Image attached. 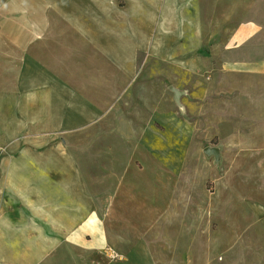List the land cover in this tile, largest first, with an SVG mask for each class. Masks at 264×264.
I'll return each instance as SVG.
<instances>
[{
    "label": "crops",
    "instance_id": "obj_1",
    "mask_svg": "<svg viewBox=\"0 0 264 264\" xmlns=\"http://www.w3.org/2000/svg\"><path fill=\"white\" fill-rule=\"evenodd\" d=\"M150 58L177 103L197 81L207 98L252 99L264 147V0H0V264H264L262 207L241 227L226 195L218 210L184 193L180 133L196 128L175 111L152 112L163 128L147 125L135 155L117 138L74 151L126 114Z\"/></svg>",
    "mask_w": 264,
    "mask_h": 264
},
{
    "label": "rangeland",
    "instance_id": "obj_2",
    "mask_svg": "<svg viewBox=\"0 0 264 264\" xmlns=\"http://www.w3.org/2000/svg\"><path fill=\"white\" fill-rule=\"evenodd\" d=\"M141 62L142 76L139 88L132 105L125 106L126 114L124 116L110 115L104 124L97 125L74 138L72 145L74 151H105L107 148L104 147V144L101 145L100 149L92 146L95 143L102 144L108 139L117 138L129 143L130 147L128 148L120 146L122 152L126 150L129 156L135 155L137 152L143 151L144 148L136 149L135 145H131L141 138L147 125L154 124L158 129L163 128L154 120L152 112L155 110H164L166 113L175 111L180 115L183 123L193 125L196 128L189 138H187L189 134L187 130L180 133L183 162L179 166L181 171L187 174L186 184L183 186L184 193L186 194L187 190H191V194L198 197L200 192L205 190L207 195L212 197L213 208H218V210H220L221 200L226 195L230 210L236 209L238 206L243 207L239 208L238 212L230 211L231 219H234L235 222L239 219L242 220L239 221L241 227L247 225L248 221L246 220L251 216V213L248 212L251 209L250 206L257 208L256 206L259 205L264 209V147L257 146L259 145L258 135L256 137L258 131L255 132L251 111L253 100L249 99L248 102H244L232 96L228 99L204 97L202 92L204 93L207 84L210 82L201 83L197 81V83L191 84L184 83L185 93L183 92L184 95L179 98L177 103L172 90L174 87L169 83H163V79L157 78L160 70L157 63L151 58L148 60L141 59ZM184 82H188V80L186 79ZM228 90L236 91L235 79L229 83ZM157 93L159 95H156ZM141 96L149 99V109L144 110V112H142ZM157 96L159 99H156ZM152 97H155L154 100ZM246 102L250 104V108L244 104ZM132 109L138 111V114L131 116L130 111ZM121 118L130 128L129 132L119 130ZM164 134L166 137H172V132L164 131ZM212 149H217L218 154L208 153ZM171 152L172 148L165 150L166 154H172ZM125 164L124 170H129L130 166L133 165L132 158H129ZM95 166L99 170L102 167L100 164L92 165L90 163L86 165L89 171L94 170ZM104 166L103 171L110 170L108 164H104ZM173 172L172 165L165 164L166 175H172ZM149 177L147 176L145 181H148ZM190 178H193L192 185H187ZM171 190L172 188L169 189L167 182L164 189L165 203L168 197L167 193L170 191L171 194ZM252 224V227L249 226V231L262 229V225L254 226V223ZM230 235L236 236L233 232ZM111 257L115 259L118 255L111 251Z\"/></svg>",
    "mask_w": 264,
    "mask_h": 264
},
{
    "label": "water",
    "instance_id": "obj_3",
    "mask_svg": "<svg viewBox=\"0 0 264 264\" xmlns=\"http://www.w3.org/2000/svg\"><path fill=\"white\" fill-rule=\"evenodd\" d=\"M208 153H210V154H218V150L217 149H212V150H209Z\"/></svg>",
    "mask_w": 264,
    "mask_h": 264
}]
</instances>
